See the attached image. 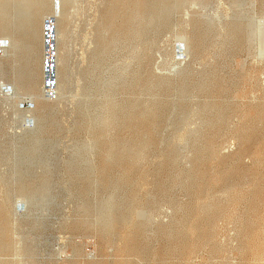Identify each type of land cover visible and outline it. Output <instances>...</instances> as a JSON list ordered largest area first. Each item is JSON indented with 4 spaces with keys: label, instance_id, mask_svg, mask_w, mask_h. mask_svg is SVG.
Returning a JSON list of instances; mask_svg holds the SVG:
<instances>
[{
    "label": "rangeland",
    "instance_id": "rangeland-1",
    "mask_svg": "<svg viewBox=\"0 0 264 264\" xmlns=\"http://www.w3.org/2000/svg\"><path fill=\"white\" fill-rule=\"evenodd\" d=\"M0 5V264H264V0Z\"/></svg>",
    "mask_w": 264,
    "mask_h": 264
},
{
    "label": "bare ground",
    "instance_id": "bare-ground-1",
    "mask_svg": "<svg viewBox=\"0 0 264 264\" xmlns=\"http://www.w3.org/2000/svg\"><path fill=\"white\" fill-rule=\"evenodd\" d=\"M40 1H41V0H39V2H40ZM114 2H115V1H114ZM136 2H137V1H136ZM37 3H38V2H37ZM125 3H126V2H125ZM134 3H135V2H134ZM134 3H133V4H134ZM137 3H138V2H137ZM147 3H148V2H147ZM153 3H154V2H153ZM38 4H39V3H38ZM55 4H56V3H55ZM130 4H131V3H130ZM138 5H139V3L137 4V6H138ZM0 6H1V5H0ZM40 6H41V5H40ZM42 6H43V5H42ZM59 6H60V5H58V8H59ZM132 6H133V5H132ZM132 6H131V7H132ZM154 6H155V5H154ZM152 7H153V6H152ZM113 8H114V7H113ZM134 8H135V7H134ZM142 8H143V7H142ZM150 9H151V8H150ZM40 10H41V9H40ZM44 10H45V9H44ZM158 10H159V9H158ZM142 11H143V10H142ZM142 11H141V12H142ZM145 11H146V10H145ZM130 12H131V11H130ZM152 12H153V11H152ZM158 12H159V11H158ZM60 14H61V12H60ZM40 15H41V14H40ZM60 16H61V15H60ZM62 16H63V15H62ZM53 17H54V16H53ZM59 18H60V17H59ZM56 19H57V18H56ZM128 19H129V18H128ZM61 21H62V20H61ZM119 27H120V26H119Z\"/></svg>",
    "mask_w": 264,
    "mask_h": 264
},
{
    "label": "built area",
    "instance_id": "built-area-1",
    "mask_svg": "<svg viewBox=\"0 0 264 264\" xmlns=\"http://www.w3.org/2000/svg\"><path fill=\"white\" fill-rule=\"evenodd\" d=\"M52 44H53V42H52ZM52 44H51V45H52ZM49 54H50V56H49V55H48V56L51 58V57H52V55H53V54H52V51H51V52H49ZM53 60H54V59H52V61H53ZM52 69H53V68H52ZM53 72H54V70H53ZM53 75H54V74H53ZM53 75H52V79L54 80V78H53ZM46 87H47V86H46Z\"/></svg>",
    "mask_w": 264,
    "mask_h": 264
}]
</instances>
